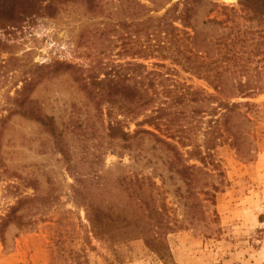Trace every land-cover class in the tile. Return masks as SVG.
<instances>
[{"label":"rangeland","instance_id":"rangeland-1","mask_svg":"<svg viewBox=\"0 0 264 264\" xmlns=\"http://www.w3.org/2000/svg\"><path fill=\"white\" fill-rule=\"evenodd\" d=\"M257 6L250 18L239 0H201L191 28L177 19L183 0H0V264H264V6ZM195 31L209 40V54L190 40ZM134 63L155 73L162 102L187 91L202 97L174 105L190 117L160 131L182 138L186 164L202 166L187 151L203 146L219 102L242 105L238 151L226 134L211 141L224 172L215 204L199 194L203 207L188 208L195 202L188 180L150 136L139 133L132 146L108 136L106 98L90 93L97 89L88 77ZM240 82L250 83V96L236 93ZM111 112L131 133L152 129L136 124L145 115ZM211 168L214 176L201 179L216 183ZM134 175L151 177L166 205L173 227L166 259L142 238L101 239L87 220L85 196L115 200L118 210L122 181Z\"/></svg>","mask_w":264,"mask_h":264},{"label":"trees","instance_id":"trees-1","mask_svg":"<svg viewBox=\"0 0 264 264\" xmlns=\"http://www.w3.org/2000/svg\"><path fill=\"white\" fill-rule=\"evenodd\" d=\"M200 1L183 0V10L177 16L182 26L191 28L194 26L190 19L191 15L195 12V5ZM259 3H263L264 6V0H239L242 10L250 18H253L254 14L257 13V5ZM162 19L163 17H161ZM164 25L165 30H167L166 24ZM168 25L172 26L171 23H168ZM159 27V24L156 25V29ZM172 27L174 30H177L175 26ZM189 38L193 42L197 40V43L194 42V44L202 49H208V52L207 50L203 52L205 55L209 54V40H206L204 37L198 38L196 31ZM117 67L111 68L108 72H103L102 77L98 76L96 80H92L89 76V81L87 82L89 85H95L97 89L95 92L87 86L90 93L103 99L106 98L108 136L113 139H119L126 145L129 144L131 146L134 139L136 140L138 138L139 133L150 136L154 141L152 147L156 148L155 146L159 145L161 148L171 152L175 157L174 161L180 165L178 168H174V170L183 179L188 180L184 182L186 191L195 199V202L188 208L195 209L197 207H203V204L198 198L199 194L204 195L205 200L209 201L210 204H215V195L220 191L219 183L223 182L224 172L219 168L217 162L213 160V155L210 153V150L213 148V141H216V136L213 134L220 136L226 134L224 138L226 140L230 139V144L238 151V148L242 144L241 136L243 135L240 131V126L247 119L239 110L242 105L230 101L219 102V107H222L223 111L220 117L213 118L209 121V128L204 133L203 146L194 145L191 150L187 151L190 158L198 161L202 166L186 164L187 161L181 162L183 157L180 152V146L185 147L180 141L182 138L175 140L173 134L169 133L163 136L160 131L162 125L169 128L181 118L190 117L183 111L173 110L172 107L174 105L188 100L187 96L194 103H198L202 97L199 99L198 92L187 91L178 96H176L177 94L169 96L171 101L169 100L170 102L167 104V102H162L161 98L158 97L159 92L156 89V84L152 77L155 73L152 74L146 70V65L134 63L127 64L126 67H122L121 65ZM212 85L214 90L220 89L219 85ZM251 89L249 82H240L236 86V93L243 94V97L250 96ZM245 103L246 105H250L248 102ZM113 106L117 107L118 111L130 116V120L145 115V119L136 122V124L139 127L149 126L153 130L158 131V133L152 131V129L145 128L137 129L131 133L125 128L122 120L116 116H112L111 108ZM147 111L150 113L147 114ZM38 119L42 123V120L40 118ZM211 141L213 144H211ZM202 147L207 151L203 152ZM208 165H211V169L217 170L215 176L220 177L218 182H206L201 179L203 175H207L208 177L214 176L208 171ZM122 183L125 185L124 195L126 196L123 197V205L118 210L114 207L115 200L109 202L103 197L93 196L90 198L85 196L83 207L94 234L105 240L114 237H121L122 239L125 238L128 240L142 238L147 248L159 255L161 259L170 257L169 247L166 243V235L173 230V227L167 214L166 205L158 202V185L149 176L139 177L137 175L129 176ZM13 212L14 209H11L8 217ZM112 230L115 232H112Z\"/></svg>","mask_w":264,"mask_h":264}]
</instances>
